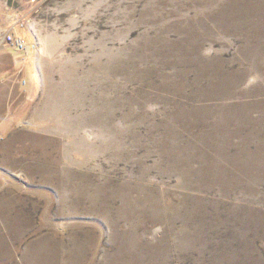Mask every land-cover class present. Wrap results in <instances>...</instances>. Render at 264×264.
I'll list each match as a JSON object with an SVG mask.
<instances>
[{"label": "rangeland", "instance_id": "obj_1", "mask_svg": "<svg viewBox=\"0 0 264 264\" xmlns=\"http://www.w3.org/2000/svg\"><path fill=\"white\" fill-rule=\"evenodd\" d=\"M5 5L44 82L0 140V264H264V0Z\"/></svg>", "mask_w": 264, "mask_h": 264}, {"label": "crops", "instance_id": "obj_2", "mask_svg": "<svg viewBox=\"0 0 264 264\" xmlns=\"http://www.w3.org/2000/svg\"><path fill=\"white\" fill-rule=\"evenodd\" d=\"M3 8L0 10V34L2 35L11 29H15L13 20L16 18L14 10H11L7 5ZM12 12L14 14H11ZM34 47L35 49L32 51L29 49L17 51L8 45H0V140L13 131L12 126L16 122L23 124L27 120H31L36 114L34 112H36L38 105L34 103V100L41 93L40 90L44 82L39 67L37 66L36 75L33 71L30 74V86H27L24 78L23 80L19 79L20 74H27V67H32V70L35 68L34 60H32L34 58L33 52H36L41 46L36 43ZM1 166L3 168L0 167V181L4 180L6 176L3 173L5 167ZM10 172L13 171L10 170ZM10 172L6 173L10 176L12 175Z\"/></svg>", "mask_w": 264, "mask_h": 264}, {"label": "built area", "instance_id": "obj_3", "mask_svg": "<svg viewBox=\"0 0 264 264\" xmlns=\"http://www.w3.org/2000/svg\"><path fill=\"white\" fill-rule=\"evenodd\" d=\"M12 30H9L8 32L4 33L2 40L6 43L11 44L13 47L18 49L19 51H26L27 45L23 39H19L16 36L13 35Z\"/></svg>", "mask_w": 264, "mask_h": 264}, {"label": "water", "instance_id": "obj_4", "mask_svg": "<svg viewBox=\"0 0 264 264\" xmlns=\"http://www.w3.org/2000/svg\"><path fill=\"white\" fill-rule=\"evenodd\" d=\"M11 176V175H10ZM13 176V175H12Z\"/></svg>", "mask_w": 264, "mask_h": 264}]
</instances>
